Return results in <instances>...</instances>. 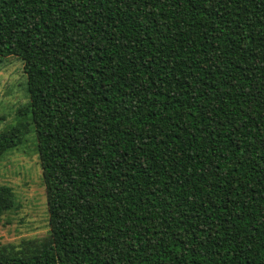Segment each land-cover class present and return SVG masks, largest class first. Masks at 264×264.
I'll return each instance as SVG.
<instances>
[{"label":"trees","instance_id":"1","mask_svg":"<svg viewBox=\"0 0 264 264\" xmlns=\"http://www.w3.org/2000/svg\"><path fill=\"white\" fill-rule=\"evenodd\" d=\"M12 55L51 229L0 264H264V0H0Z\"/></svg>","mask_w":264,"mask_h":264},{"label":"rangeland","instance_id":"2","mask_svg":"<svg viewBox=\"0 0 264 264\" xmlns=\"http://www.w3.org/2000/svg\"><path fill=\"white\" fill-rule=\"evenodd\" d=\"M29 104L27 76L17 56L0 59V133L16 124ZM0 184L15 192L16 207L6 211L0 222V243H19L50 234V217L39 158L37 135L31 124L26 139L0 158Z\"/></svg>","mask_w":264,"mask_h":264}]
</instances>
